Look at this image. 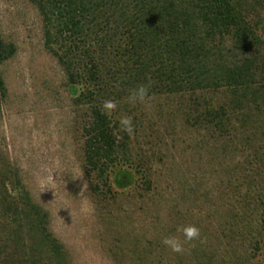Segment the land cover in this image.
Wrapping results in <instances>:
<instances>
[{
  "label": "trees",
  "instance_id": "1",
  "mask_svg": "<svg viewBox=\"0 0 264 264\" xmlns=\"http://www.w3.org/2000/svg\"><path fill=\"white\" fill-rule=\"evenodd\" d=\"M29 1L43 15L45 48L65 75L92 191L105 192L102 202L110 213L113 206L118 210V228L110 233L120 239L108 245L114 264H216L208 242L214 238L221 246V234H228L207 224L202 229L210 210L191 203L181 210L172 207V201L184 205L187 195L196 202V188L181 187L166 197L162 174L154 166L165 132L157 125L147 133L141 119L147 104H132L127 97L131 89L151 82L147 103L156 104L152 119H168L173 135H188L195 150L201 143L216 146L211 153L245 148L264 168V0ZM16 50L0 32V66ZM6 91L0 73V110ZM106 100L117 104L110 115L103 109ZM125 113L133 122L131 135L119 123ZM215 133L225 138H206ZM136 134L152 139L149 150L142 144L135 147ZM127 160L143 169L125 165ZM141 200L150 204L155 223L149 240L147 228L127 226L132 213L127 204ZM164 202L170 205L166 214ZM184 215L187 220L181 222ZM187 226L197 227L199 238L186 240L182 229ZM166 238L179 240L183 250L174 252L163 243ZM17 261L73 264L50 227L49 211L35 201L17 168L0 152V264Z\"/></svg>",
  "mask_w": 264,
  "mask_h": 264
},
{
  "label": "rangeland",
  "instance_id": "2",
  "mask_svg": "<svg viewBox=\"0 0 264 264\" xmlns=\"http://www.w3.org/2000/svg\"><path fill=\"white\" fill-rule=\"evenodd\" d=\"M0 32L17 49L0 66L7 89L0 110V152L17 168L35 201L49 211L50 227L68 249L73 264H114L108 245L120 239L116 240L119 235L114 231L110 233L118 228V220L115 221L118 210L113 206L110 213L102 202L105 192L92 191L65 75L45 48L43 15L29 0H0ZM154 105L143 106L148 109L141 119L148 126L147 133L157 130V125L165 132V143L161 141L163 146L156 149L154 157V166L162 174L163 192L168 197L167 192L182 188L186 191L189 185L197 191L198 204L187 195L184 205L172 201V207L181 210L192 204L206 212L210 210L212 215L201 224L202 229L207 224L219 233L228 234L227 237L221 234V246L214 238L208 242L219 260L216 264H264L263 166L245 148L211 153L216 146L201 143L195 150L196 143L188 135L182 138L173 135L168 119L161 122L152 119ZM177 118L184 123L181 114ZM200 132L197 138L201 142L203 131ZM215 134L216 137L206 138L211 141L225 138ZM135 138L139 139L135 142L137 149L142 144L145 151L149 150L150 137L136 134ZM124 164L143 169L133 161ZM172 169L179 175L174 177ZM45 185L53 189L44 191ZM149 205L141 200L126 206L132 212L127 226L147 228L148 240L155 229ZM169 206L163 203V214ZM183 218L187 220V216H180L181 222Z\"/></svg>",
  "mask_w": 264,
  "mask_h": 264
},
{
  "label": "clouds",
  "instance_id": "3",
  "mask_svg": "<svg viewBox=\"0 0 264 264\" xmlns=\"http://www.w3.org/2000/svg\"><path fill=\"white\" fill-rule=\"evenodd\" d=\"M150 87H151V82L148 84H141L129 91L128 94V102L132 104H147V102L151 99L149 92H150ZM117 108V104L113 100H106L103 103V109L110 115L113 111H115ZM121 125V129L124 132H127L129 135L133 134L134 132V127H133V122L130 117L123 116L121 117L119 121ZM84 173L79 175L78 177H82ZM77 178V177H76ZM74 178V180L76 179ZM46 188H51L48 187L47 185L44 186V191ZM53 189V188H51ZM184 237L188 241H192L194 239L199 238L200 236V231L197 227L195 226H187L182 229ZM163 243L167 246H169L174 252H181L183 250V246L181 242L175 238H166L164 239Z\"/></svg>",
  "mask_w": 264,
  "mask_h": 264
}]
</instances>
